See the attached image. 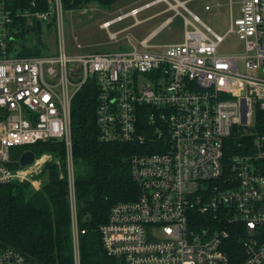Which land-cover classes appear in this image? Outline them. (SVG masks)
Here are the masks:
<instances>
[{
  "label": "built area",
  "instance_id": "2783aa9c",
  "mask_svg": "<svg viewBox=\"0 0 264 264\" xmlns=\"http://www.w3.org/2000/svg\"><path fill=\"white\" fill-rule=\"evenodd\" d=\"M15 1L0 0V186L18 180L38 189L43 181L37 176L49 162L60 167L59 160L43 153L13 171L5 165L9 151L62 141L77 250L71 100L95 78L100 140L141 145L149 140L145 148L157 149L130 158L139 192L115 204L100 226L107 256L117 264H233L223 246L236 234L238 264H264V134L250 130L255 108L264 110V0H236L239 15L224 36L174 0L190 16L182 15L181 43L151 44L155 32L138 47L109 53H87L77 40L66 47L62 0H50L44 10L37 0L24 8ZM137 13L131 10L101 27L107 30ZM17 21L49 25L58 52L12 53ZM228 34L241 42L242 53H220ZM108 35L117 40L116 32ZM74 257L80 264L77 252ZM0 264L27 263L19 251L4 248Z\"/></svg>",
  "mask_w": 264,
  "mask_h": 264
},
{
  "label": "trees",
  "instance_id": "16d2710c",
  "mask_svg": "<svg viewBox=\"0 0 264 264\" xmlns=\"http://www.w3.org/2000/svg\"><path fill=\"white\" fill-rule=\"evenodd\" d=\"M29 0H16L27 7ZM120 0H62V8L79 10L91 3L102 7ZM44 10L50 0H37ZM18 40L11 47L16 56H40L45 44L41 41V24L26 25L14 22ZM51 30L50 26L45 27ZM29 30V32H27ZM98 89L95 78L89 79L71 100L72 164L74 166L75 221L77 223L79 263L117 264L107 256L101 245L99 228L107 222L117 203L136 199L138 189L130 175V158L145 152H156L147 140L138 142H102L95 121ZM253 133L264 134V110H254ZM147 127V125H144ZM147 132L151 129L146 128ZM151 134V133H150ZM35 157L51 154L60 167L47 163L37 176L43 183L36 189L29 181L0 186V251L11 248L19 251L27 264H75L72 249V207L69 202L66 178L65 150L62 141H46L12 148L5 165L15 171L20 168L19 157L25 151ZM243 149L238 150L241 153ZM245 152V151H244ZM61 174V177H60ZM83 231V233H81ZM238 237L232 234L223 250L233 264H238L241 249Z\"/></svg>",
  "mask_w": 264,
  "mask_h": 264
},
{
  "label": "rangeland",
  "instance_id": "374dc122",
  "mask_svg": "<svg viewBox=\"0 0 264 264\" xmlns=\"http://www.w3.org/2000/svg\"><path fill=\"white\" fill-rule=\"evenodd\" d=\"M168 1L171 5H176L175 1ZM232 1L234 3H231V0H191L186 2L185 5L192 14L201 19L204 25L218 35L224 36L230 27L231 20L236 19L239 15V6L235 3L236 0ZM123 3L126 5L128 2L127 0H122V2L120 0L110 5L109 8L102 7L97 3H91L81 7L79 10H67L64 14V29L67 39L66 47H73V45L76 44V40L81 46V50L87 53L123 52L130 50L132 45L138 47L139 40L147 35L154 25H157V20L151 25H139L138 27L130 26L129 29L124 32L119 30L133 23L134 20L131 18L125 19L123 22L112 24L107 30L101 27L103 22L127 10L123 8ZM164 6L165 5L161 7ZM205 6L210 7L209 11L204 9ZM176 7L179 12H182L183 8H181V6L180 8L178 6ZM183 12L188 14L185 9H183ZM173 13L172 11H168L167 15H172ZM181 21V19L177 18L163 31L157 32V36L152 39L151 44L167 45L171 43H181L184 36V26ZM45 27L46 26L41 28V33L39 34L41 41L45 44L42 50L44 53L43 55L53 56L58 52L57 37L54 36L51 30H46ZM199 27H202V25L200 24ZM113 31L121 32L119 34L117 33L118 36L116 41H112L108 35V33ZM219 51L222 54H238L243 52V45L237 40L234 34H228L220 44ZM239 66L240 70L244 71L242 60ZM155 235L158 236L159 233ZM76 249L77 250L73 249V261H75L74 256L77 252L76 259L79 263V249L78 247Z\"/></svg>",
  "mask_w": 264,
  "mask_h": 264
},
{
  "label": "crops",
  "instance_id": "0c3cea01",
  "mask_svg": "<svg viewBox=\"0 0 264 264\" xmlns=\"http://www.w3.org/2000/svg\"><path fill=\"white\" fill-rule=\"evenodd\" d=\"M178 1L182 2L183 5L186 7L185 3L188 1H191V0H178ZM121 2H122V0H121ZM127 2L128 3L126 5L123 3L124 4L123 8L127 9V10H125L121 14L114 16L113 18H110V20H107L105 22H110V21L116 19V17L124 16L125 14H128L129 11L136 9V10H138V13L135 17L127 15L121 21V22H123L125 19L131 18L132 20H134L133 23L129 24V26H125L123 29H121L119 31L124 32V31L128 30L130 26L138 27L139 25H144V26L146 24L151 25L153 22H155L157 20L158 21L157 25H154L152 30L149 31L147 33V35H145L142 39L148 37L149 35H151L155 32L163 31L165 28H167V26H169L171 23H173L177 18L182 20L181 22L183 23V26H184V19H182V15L188 16V14H189L188 9H187L188 14L183 12L184 8L181 5L180 6L183 9H182V12H179L178 10H176L174 8V6H177V5H171V3L169 1L163 2V1H158V0H127ZM163 5H165V6L161 7ZM180 6H178V7L180 8ZM205 7H208V6H205ZM123 8H121V9H123ZM168 11H172L174 13L172 15H167ZM206 11H209V9ZM188 17H190V16H188ZM200 21H201V19H200ZM117 23H119V22H117ZM119 31H115V32L119 34V33H121ZM156 36H157V33L154 35V37H156Z\"/></svg>",
  "mask_w": 264,
  "mask_h": 264
},
{
  "label": "water",
  "instance_id": "95a60500",
  "mask_svg": "<svg viewBox=\"0 0 264 264\" xmlns=\"http://www.w3.org/2000/svg\"><path fill=\"white\" fill-rule=\"evenodd\" d=\"M27 32H29V30ZM34 159H35L34 153L28 150L21 154L18 160V164L21 167H28L30 164L33 163Z\"/></svg>",
  "mask_w": 264,
  "mask_h": 264
}]
</instances>
